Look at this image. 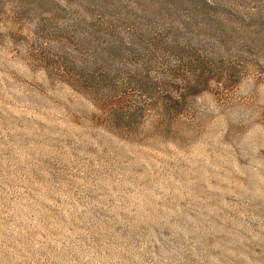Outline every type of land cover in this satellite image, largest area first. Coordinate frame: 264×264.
<instances>
[{"label":"rangeland","instance_id":"rangeland-1","mask_svg":"<svg viewBox=\"0 0 264 264\" xmlns=\"http://www.w3.org/2000/svg\"><path fill=\"white\" fill-rule=\"evenodd\" d=\"M57 1L1 15L0 264H264V0ZM106 26L179 42L193 87L110 124L60 67Z\"/></svg>","mask_w":264,"mask_h":264},{"label":"trees","instance_id":"trees-1","mask_svg":"<svg viewBox=\"0 0 264 264\" xmlns=\"http://www.w3.org/2000/svg\"><path fill=\"white\" fill-rule=\"evenodd\" d=\"M14 1L0 0V24L3 22L2 13L9 11L8 4L13 19L16 20L19 16L18 4ZM51 1L58 4L57 0ZM104 30L105 35L98 39L95 49L92 52L88 51L89 54H81L79 61L74 63L77 67L73 63L66 68L60 64V67L70 76L69 81L73 86L89 90V93L94 94L104 104L110 105V102H115L108 110L107 119L110 120V124L123 123L128 125L127 127H132L129 125L137 124L136 120L146 116L147 110L130 104L128 96H123L126 92L122 93V90L177 91L182 90L188 83L191 85L189 88L186 86L187 90L193 87L194 82L186 79L185 71L188 70V65L181 63L177 57L174 64L167 60L170 56L175 57L179 42H175L174 39L164 40V37L159 38L157 35L147 38L142 36V33L136 35V40H129L133 35L120 39L113 30L112 37L108 38V27L106 26ZM100 36L101 33L98 37ZM159 54L161 59L157 61ZM166 100L171 99L167 97ZM180 113V109L173 107H163L158 111L163 118L175 117Z\"/></svg>","mask_w":264,"mask_h":264}]
</instances>
